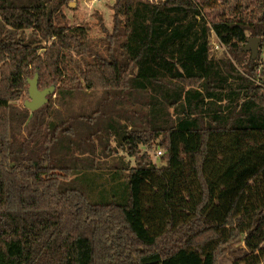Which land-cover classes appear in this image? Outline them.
I'll use <instances>...</instances> for the list:
<instances>
[{
	"label": "trees",
	"instance_id": "16d2710c",
	"mask_svg": "<svg viewBox=\"0 0 264 264\" xmlns=\"http://www.w3.org/2000/svg\"><path fill=\"white\" fill-rule=\"evenodd\" d=\"M71 1L0 0V264H218L240 246L261 264L264 87L242 49L264 39V0H115L106 54L83 63ZM35 74L54 93L30 112L14 102ZM83 90L104 92L98 107L60 118L52 96ZM95 139L127 144L136 166L97 172L76 154Z\"/></svg>",
	"mask_w": 264,
	"mask_h": 264
},
{
	"label": "rangeland",
	"instance_id": "374dc122",
	"mask_svg": "<svg viewBox=\"0 0 264 264\" xmlns=\"http://www.w3.org/2000/svg\"><path fill=\"white\" fill-rule=\"evenodd\" d=\"M152 2H159L160 0H151ZM200 4H210L212 0H194ZM115 0H72L67 5L62 8V12L65 16V24L68 26H87L88 27V40L90 52L85 54V56L80 57L74 53V60L77 63H83V61H92L93 56L91 54H106V42L105 36L106 32L110 33L112 30V6ZM223 0H217V4H222ZM210 15L215 13V10H206ZM103 23L105 30L103 31L100 23ZM30 34V32H26ZM213 42H216L214 35H211L210 46L212 49ZM46 43H42L45 46ZM42 50H39L41 53ZM227 55H226V54ZM216 58L229 57L235 65L242 69L241 65L237 60L232 59L231 56L226 52L224 47H220L218 50L212 49L211 53ZM249 54V53H248ZM242 62L248 60V56H240ZM255 59H258L259 66L256 69V75L253 80L258 81L261 77L264 79V39L259 44L258 54ZM75 69V68H73ZM32 79V78H29ZM28 89V85H27ZM41 90V89H40ZM54 93V91H53ZM104 96V92L100 90L96 91H80L74 93L71 98H66L65 104L61 105L56 101V96H52V108L59 110L60 118L65 119L74 114H89L98 107L99 102ZM28 100V94L25 92L19 97V99L14 102L18 107H23L25 101ZM126 107V106H125ZM127 109V107H126ZM123 110V112L126 111ZM120 124H126L125 121L120 118L118 119ZM108 146V147H106ZM83 147L89 151L85 154H80L77 152V156L81 159H88L89 162H93L97 168V172H108L111 166L123 167L124 164H128L129 167H134L137 164V160L134 157L129 156L127 151V144L117 146L114 141L104 140L103 142H98L96 139L91 143H85ZM105 148H109V151ZM156 144H140L138 146L137 158H142L146 156L149 161L155 165L157 168L165 166V159L157 158L156 151L158 150ZM127 172L123 173L125 176ZM72 176L68 179L70 180ZM264 250V246H263ZM246 255V250L243 246L237 247L232 251L228 252L224 257L221 258L218 264H243L242 259ZM264 264V257L262 263Z\"/></svg>",
	"mask_w": 264,
	"mask_h": 264
},
{
	"label": "water",
	"instance_id": "95a60500",
	"mask_svg": "<svg viewBox=\"0 0 264 264\" xmlns=\"http://www.w3.org/2000/svg\"><path fill=\"white\" fill-rule=\"evenodd\" d=\"M260 38H250L247 44L243 47L244 52L251 53L252 59H255L258 54ZM54 91V87L39 90L38 89V75L32 79H28V100L24 102V107L30 112H34L44 106L48 102V96Z\"/></svg>",
	"mask_w": 264,
	"mask_h": 264
},
{
	"label": "built area",
	"instance_id": "2783aa9c",
	"mask_svg": "<svg viewBox=\"0 0 264 264\" xmlns=\"http://www.w3.org/2000/svg\"><path fill=\"white\" fill-rule=\"evenodd\" d=\"M212 47L215 49V50H218L221 46L219 45V43L216 41V42H213V44H212ZM260 80H262L261 81V83H260ZM256 83L257 84H259V85H261L262 84V86L264 87V79L261 77L258 81H256ZM159 149L156 151V156H157V158H162L163 156H164V151L160 148V147H158Z\"/></svg>",
	"mask_w": 264,
	"mask_h": 264
}]
</instances>
